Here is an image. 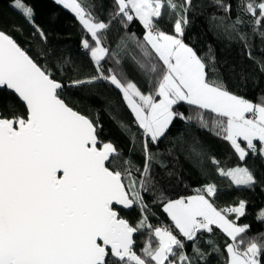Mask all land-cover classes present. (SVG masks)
I'll list each match as a JSON object with an SVG mask.
<instances>
[{"label":"snow or ice","instance_id":"1","mask_svg":"<svg viewBox=\"0 0 264 264\" xmlns=\"http://www.w3.org/2000/svg\"><path fill=\"white\" fill-rule=\"evenodd\" d=\"M54 2L81 25L85 33L81 47L95 74L65 85L56 72L72 71L70 57L46 49L33 54L0 28V264H202L210 253L199 242L204 233L215 234L213 226L231 241L223 249L212 239L205 241L223 264H264V233L246 238L250 225L237 223L246 215V201L218 208L215 198L220 190L214 183L177 199L167 198L161 189L158 202L172 226L154 227L148 222L143 193L174 175L161 158L165 155L176 159L178 151L200 165L202 176L208 175L204 163L210 159L230 187L251 189L259 183L247 158L251 156L253 164L257 158L264 163V94L253 102L230 91L212 47L201 56L185 43L192 14H203L205 6L200 0H110L105 21L99 19L104 0ZM11 6L33 30L32 36L46 45L48 37L35 22L34 9L23 0H13ZM206 7L219 10L208 16L216 38L237 45L254 65L255 75L241 69V78L258 83L264 75V0H209ZM117 21L125 30L138 22L143 38L125 31L115 49L105 46ZM166 25L171 31L165 30ZM14 28L23 34L21 27ZM129 44L139 52L132 60L146 90L124 70L121 52ZM53 58L55 64L50 63ZM106 60L111 67H105ZM101 81L118 90L134 117L131 124L112 117L129 138L128 156L101 138L98 118L65 99L66 88ZM181 103L190 107L191 114L176 110ZM177 119L184 127L170 140L168 133ZM193 124L228 142L243 166L225 169L199 137L189 142ZM165 140L166 154L159 151ZM137 144L142 165L131 158ZM157 164L163 176L154 174ZM133 207L141 213L135 225L120 214ZM256 219L264 223V210ZM143 230L149 239L138 254L134 235ZM186 242H191V255L185 251Z\"/></svg>","mask_w":264,"mask_h":264},{"label":"trees","instance_id":"2","mask_svg":"<svg viewBox=\"0 0 264 264\" xmlns=\"http://www.w3.org/2000/svg\"><path fill=\"white\" fill-rule=\"evenodd\" d=\"M12 2L13 0H0V28L12 34L22 46L28 47L33 54L42 49H46L55 52L57 56L63 54L64 56L70 57L72 71H65L63 74L56 72L57 78L61 79L65 85L71 79L85 78L95 74L94 65L90 61L88 53L81 47L80 42L85 37V33L74 14L64 9L61 5L55 4L54 0H23L26 5L34 9L36 24L47 34V44L44 45L40 41L39 36H32L33 30L25 24L20 12L11 6ZM82 2L87 4L90 0H82ZM94 2L98 4L100 0H94ZM200 2L205 6L203 14H192L191 23L184 37L185 43L192 46L201 56L207 53L209 46H211L228 89L256 102L258 97L264 94V75L259 77L258 83L252 78L246 80L241 78L240 70L243 69L245 72L253 73L254 65L246 56L241 54L240 48L237 45L232 44L229 46L227 42H222L216 38L215 30L210 25L208 16L219 10L206 7L209 0H200ZM109 5L110 0H104V11L99 13V19L107 20V9ZM235 14L234 10L233 16ZM14 26L21 27L23 34L17 32ZM165 30L171 31V25H166ZM125 31L129 34L135 33L140 39L143 38L144 29L138 22L134 21L125 30L119 26V22L117 21L107 34L105 46L115 49L116 43L124 35ZM88 38L90 39V37ZM256 44H260L258 39L256 40ZM133 54L139 57V52L133 44H129L128 49L121 52L124 70L129 79L136 82L142 90H146L147 84L144 78L135 69L132 60ZM55 62V58L50 61L52 64H55ZM103 63L105 67L112 66L111 61L106 60ZM233 66L236 68L235 72L232 71ZM66 92H68V95L65 99L72 107L89 115L93 119H99L102 125L100 136L104 141L113 142L119 150H122L125 156L130 155L129 138L122 133L120 127H118L112 118L115 115L129 124L134 119L131 112L123 103L118 90L101 81L95 85L85 86L79 89L66 88ZM176 110L183 112L185 115L191 114L190 107L184 103L177 106ZM183 127L184 124L182 121L179 119L175 120L168 133L169 139L174 140ZM191 137H199L206 146V150L210 156H214L220 161L221 167L227 169L237 165L243 166V162L238 160L237 155L228 142L207 131L199 130L195 124L189 129V142L191 141ZM168 143L169 141L165 140L160 144L159 151L161 153L166 154ZM153 151L155 152L156 149L153 148ZM177 157L176 159L167 157L166 155L161 157L165 159V163L168 165L169 170L174 172V175L162 180L151 191L143 193L145 203L149 205L150 214L148 216V222L150 224L157 227L165 223L171 227L168 217L162 210V205L158 202L161 189H163L164 195L167 198L177 199L191 196V194L196 193L197 189L202 188L204 185L214 183L220 190V194L215 198V205L218 208L234 206L241 199L246 201V215L240 217L237 221L238 225L241 226L250 225V230L245 234L246 238L256 236L258 233H264V223H260L256 219L257 213L264 210V163H261L257 158L255 164H253V158L251 156L247 158V166L254 170L255 176L259 181L254 188L247 189L243 186L239 188L236 186L230 187V181L227 178L219 177L216 174L215 167L211 164L210 159H206L204 163L208 175L202 176L199 164H193L189 160H186L185 156L178 151ZM131 158L138 165L143 164V156L138 144L132 149ZM154 174L163 176L164 170L157 164L154 169ZM120 214L133 225L141 218V213L137 207H133L130 210H122ZM231 218L235 219V214H232ZM213 228L215 234L204 233L199 242V246L210 253L208 261L202 262V264H223L222 257L217 253L211 252L210 246L205 243L206 240L212 239L216 241L221 249L224 248L226 242H231L226 239L220 230L215 229V226ZM134 239L136 241L135 250L139 254L140 250L144 247L145 241L149 239L147 230L135 234ZM152 239L155 241L154 237ZM185 251L188 255L192 254L191 242H186ZM224 255L226 256V252Z\"/></svg>","mask_w":264,"mask_h":264},{"label":"crops","instance_id":"3","mask_svg":"<svg viewBox=\"0 0 264 264\" xmlns=\"http://www.w3.org/2000/svg\"><path fill=\"white\" fill-rule=\"evenodd\" d=\"M241 143H243V142H241ZM197 194V192L196 193H194V194H191V196H193V195H196ZM165 215L167 216V214L165 213ZM168 220H169V223L171 224V226H172V222H171V220H170V218H168Z\"/></svg>","mask_w":264,"mask_h":264},{"label":"built area","instance_id":"4","mask_svg":"<svg viewBox=\"0 0 264 264\" xmlns=\"http://www.w3.org/2000/svg\"><path fill=\"white\" fill-rule=\"evenodd\" d=\"M226 207H228V206H225L224 208H226ZM161 226H167V225L165 223H162Z\"/></svg>","mask_w":264,"mask_h":264},{"label":"water","instance_id":"5","mask_svg":"<svg viewBox=\"0 0 264 264\" xmlns=\"http://www.w3.org/2000/svg\"><path fill=\"white\" fill-rule=\"evenodd\" d=\"M135 236V235H134Z\"/></svg>","mask_w":264,"mask_h":264}]
</instances>
